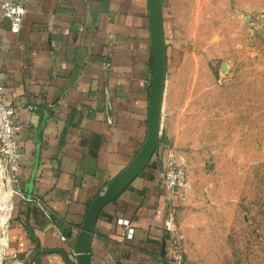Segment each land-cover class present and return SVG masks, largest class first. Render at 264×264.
I'll use <instances>...</instances> for the list:
<instances>
[{
  "label": "crops",
  "instance_id": "obj_1",
  "mask_svg": "<svg viewBox=\"0 0 264 264\" xmlns=\"http://www.w3.org/2000/svg\"><path fill=\"white\" fill-rule=\"evenodd\" d=\"M25 6L17 32L0 8L1 92L22 123L14 136L23 193L14 196L6 252L25 264H73L88 202L146 133L147 0H25ZM174 9L175 0H162L167 52ZM168 207L158 165H146L101 208L91 264H166ZM120 216L133 224L131 237L119 233Z\"/></svg>",
  "mask_w": 264,
  "mask_h": 264
},
{
  "label": "rangeland",
  "instance_id": "obj_2",
  "mask_svg": "<svg viewBox=\"0 0 264 264\" xmlns=\"http://www.w3.org/2000/svg\"><path fill=\"white\" fill-rule=\"evenodd\" d=\"M161 146L181 154L185 255L264 264V0H175Z\"/></svg>",
  "mask_w": 264,
  "mask_h": 264
},
{
  "label": "built area",
  "instance_id": "obj_3",
  "mask_svg": "<svg viewBox=\"0 0 264 264\" xmlns=\"http://www.w3.org/2000/svg\"><path fill=\"white\" fill-rule=\"evenodd\" d=\"M2 14L9 20V28L17 32L21 26L24 12L26 10L25 0H0ZM0 80V212L3 214L0 219V264H25L26 260L16 255H8L6 249L9 246V225L14 206V196L22 194V187L19 178L21 151L18 148L14 136L15 130L21 127L22 123L14 120L17 106L6 101L1 92ZM31 108V104H27ZM158 165V178L162 183L169 207L163 218V225L166 231L164 254L166 264H211L208 262L192 260L188 258L183 250L180 241V233L176 225L175 202L179 203L186 196V168L184 157L181 154L169 153L164 156L156 152ZM118 231L121 235L131 237L134 233V226L130 219L120 216L117 218Z\"/></svg>",
  "mask_w": 264,
  "mask_h": 264
},
{
  "label": "water",
  "instance_id": "obj_4",
  "mask_svg": "<svg viewBox=\"0 0 264 264\" xmlns=\"http://www.w3.org/2000/svg\"><path fill=\"white\" fill-rule=\"evenodd\" d=\"M150 29L151 75L148 92L147 126L144 139L130 160L95 193L73 241V264H91V236L97 216L147 165L158 147L167 78V49L163 30L162 0H147ZM165 241L162 242V252Z\"/></svg>",
  "mask_w": 264,
  "mask_h": 264
},
{
  "label": "trees",
  "instance_id": "obj_5",
  "mask_svg": "<svg viewBox=\"0 0 264 264\" xmlns=\"http://www.w3.org/2000/svg\"><path fill=\"white\" fill-rule=\"evenodd\" d=\"M161 140H162V137L160 136L159 145H160ZM159 145H158V146H159ZM157 149H158V148H157ZM157 149L155 150V152H154L153 155L151 156V158H150L149 162L147 163V165H150L151 163H156V165H157L156 160H155V159L153 160L154 155H156ZM150 161H152V162L150 163ZM142 172H143V169H142V171H141L140 173H142ZM131 182H132V181H131ZM131 182H130V183H131ZM130 183H129V184H130ZM129 184H128V185H129ZM68 233H69V232H68Z\"/></svg>",
  "mask_w": 264,
  "mask_h": 264
},
{
  "label": "bare ground",
  "instance_id": "obj_6",
  "mask_svg": "<svg viewBox=\"0 0 264 264\" xmlns=\"http://www.w3.org/2000/svg\"><path fill=\"white\" fill-rule=\"evenodd\" d=\"M3 214L0 212V217H2ZM2 221V219H0V222ZM4 241L3 239L0 238V246H1V242ZM0 255H1V250H0Z\"/></svg>",
  "mask_w": 264,
  "mask_h": 264
}]
</instances>
